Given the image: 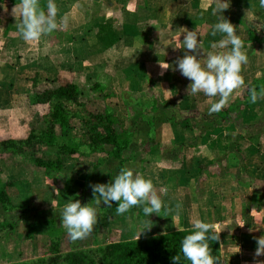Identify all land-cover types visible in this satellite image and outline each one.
<instances>
[{"label":"crops","instance_id":"obj_1","mask_svg":"<svg viewBox=\"0 0 264 264\" xmlns=\"http://www.w3.org/2000/svg\"><path fill=\"white\" fill-rule=\"evenodd\" d=\"M55 2L64 9V19L72 10L79 23L77 28L75 22L69 23L77 31L74 39L62 43L63 53H49L61 43L58 33L42 36V45L34 41L33 45L43 52L40 57L44 63L66 64L74 59L87 68L109 65L115 77L122 80L119 83L134 84V91L145 102L153 96L159 100L156 112L160 117L153 129L162 124L170 132L176 155L179 144H184L182 162L178 166L179 158L175 160V171L161 165L160 143L149 150L151 156H158L157 162L143 164L142 174L153 181L164 202L161 212L165 214L162 219L157 214L150 219L153 228L148 233L190 229L191 222L199 218L217 225L223 264H257L264 260V255L255 257L256 238L264 235V96L245 108L241 118L233 113L230 117L222 114L225 108L242 102L251 89L258 87L260 91L259 87L264 85V41L247 47L248 62L241 69L244 84L233 91L221 111L209 114L219 95L188 93L191 81L178 70L177 62L185 54L181 45L187 30L196 28L202 36L203 50L198 59L215 51L211 45L221 35H211L217 20L212 15L214 0ZM223 15L237 33L244 34L246 24L264 35V7L260 0H230ZM57 56L59 60L55 59ZM146 77H154L153 84L158 89L140 91L139 86L143 89L149 81ZM176 114L181 117L176 119ZM137 156L139 153L133 159ZM113 159H108V163L117 162ZM204 165L219 169L212 173ZM157 222L161 227L156 231ZM124 232L130 233L131 238L118 241L143 238L139 228H126Z\"/></svg>","mask_w":264,"mask_h":264},{"label":"rangeland","instance_id":"obj_2","mask_svg":"<svg viewBox=\"0 0 264 264\" xmlns=\"http://www.w3.org/2000/svg\"><path fill=\"white\" fill-rule=\"evenodd\" d=\"M18 3L0 2V141L7 138H26L31 128H45L46 121L49 119L50 103L39 101L38 103L36 94L61 83L74 82L82 88L83 94L76 102H65L68 109L88 112L104 111L112 107L117 112L125 114L128 124L135 131L130 152L131 159L125 162V167L143 173L144 163L157 162L155 159L158 156H151L149 150L156 148L158 143L161 145L158 147L161 165L165 168L172 167L174 170L177 167L175 160L179 158V166L182 162L180 154L185 151L184 144H179V154L176 155L172 136L160 124L161 122L159 121L161 127L153 131L154 129L141 118L140 108L143 105L138 103L143 104L145 98L140 96L138 91H134V84L132 85L131 82L120 84V77H115L114 69L109 65H95L87 68L74 59L66 64L65 62L57 63V65L44 63L40 57L42 50L37 49V46L33 45L34 42H25L18 31L19 14L14 11ZM63 11L64 9L58 8V27L53 31L54 33L52 32L53 35L59 34L61 43L49 53H63L60 50L62 43L70 42L77 31L79 22L78 18L74 17L75 13L72 10L67 12L65 15L67 18L64 19ZM71 22H75L76 28L69 26ZM41 40L37 42L42 45ZM55 59L59 60V57ZM146 78L149 81L143 85V89L142 85L139 86L140 91L158 89L153 84L154 77ZM96 84L104 85L105 90L97 89ZM131 95L135 96L138 107L134 109L132 104L131 113H129L125 111L126 103L124 102L125 99L129 100ZM175 116L176 119L181 117L179 114ZM159 117L160 115L157 116V121ZM81 122L79 117L72 120L76 128L71 130V134L77 138H81L84 131ZM154 135H157L156 139L160 141L154 140ZM62 143L63 140L60 139L57 146H44L39 151V155L44 154L45 157L63 160L62 169L58 173H49L43 168L35 167L32 162L34 157L29 153L23 157L1 153L0 149V184L6 188L10 199L8 205H0V215L13 223L12 227L0 229V264L31 262L47 253L50 247L49 242L53 239H60L62 251H67L89 248L101 242H110L119 238H131V234L125 233L124 229L131 231L139 228L141 230L144 222L153 228L152 220L140 218L134 207L121 215L116 210L114 214L111 213L103 203L95 204L89 183L94 179L104 183L105 180L118 174L120 170L118 159L117 162L110 164L108 159H114L103 158L104 156L101 155L91 156L80 153L71 156L59 151V145ZM137 153L139 156L133 159L132 157H136ZM204 167L211 169L212 173L219 169L208 165ZM77 199L82 204L90 203L96 207L97 221L99 216L105 215L107 228L102 227L97 234L90 233L82 239L72 240L61 225V210L68 200ZM159 216L162 219L165 214L161 212ZM157 225L156 231L161 227L158 222ZM149 231L146 229L141 236H149Z\"/></svg>","mask_w":264,"mask_h":264},{"label":"trees","instance_id":"obj_3","mask_svg":"<svg viewBox=\"0 0 264 264\" xmlns=\"http://www.w3.org/2000/svg\"><path fill=\"white\" fill-rule=\"evenodd\" d=\"M7 1L19 2V0H0L1 3ZM46 3L47 0H42V7L45 8V11ZM244 27V34L238 33V35L245 42L246 48L249 45L259 44L264 41V35L260 34L254 27L246 24H244ZM263 86L259 87L260 90ZM95 87L102 91L105 90V86L101 84H96ZM247 88H251V86ZM255 89L259 93L258 87ZM81 94H83L82 88L74 82L61 83L54 88H47L45 92L37 93V102L50 103V113L49 119L46 121V127L43 129H39V127L31 128L26 138H7L0 141L1 153L23 157H26L29 153L34 157L32 162L35 167L43 168L49 173H58L62 169L63 160L61 158L45 157L44 154L39 155V151L44 146H57L58 141L62 139L63 143L59 145V151L61 152L71 156L82 153L83 155H101L104 156L103 158H115L120 161L119 169L125 167V162L131 159L130 152L135 136V131L124 117L125 114L117 112L112 107L104 111L92 110L88 112L68 109L65 102H76ZM111 94L110 96H112ZM250 95V93H247L242 102L239 101V103L225 108V112L222 113L223 116L230 117L233 113L238 118H241L245 108L252 104ZM135 102H137L135 96L132 95L129 100L125 99V111L131 113L132 104H134V109L136 106L138 107ZM138 104L143 105L140 108L141 118L150 127L154 128L158 116L156 111L158 110L159 100L153 96L150 102ZM75 117H79L82 121V129L84 131L81 138L71 134V130L76 128V125L72 123ZM185 120L184 122L191 124L189 119ZM110 180H105L104 183L106 184ZM99 182L95 179L92 180L89 183L90 188L91 185ZM9 202L10 199L6 188L0 184V205L6 206ZM117 204L118 202H113L111 208H106L114 214ZM134 208L140 218H148L143 214L142 206H134ZM155 217L157 215L153 213L149 219ZM7 226L12 227L13 223L0 215V229ZM102 227H106L105 215L98 217V221L91 233H99ZM190 229L156 235L151 233L149 236L140 239L111 240L89 248L67 251H62L60 239H53L49 242L50 247L47 253L31 262H9L5 264H174L172 257L178 254L181 256L180 264H189L188 261L184 260L180 247L181 241L189 234ZM209 244L212 255L218 257L217 264H223L220 239L219 241H210Z\"/></svg>","mask_w":264,"mask_h":264},{"label":"clouds","instance_id":"obj_4","mask_svg":"<svg viewBox=\"0 0 264 264\" xmlns=\"http://www.w3.org/2000/svg\"><path fill=\"white\" fill-rule=\"evenodd\" d=\"M260 5L264 7V0H260ZM229 6L230 0H214L212 15L217 20L211 35H221L211 45L215 51L207 52L206 56L198 59L201 49L203 50L202 36L196 28L187 30L181 45L185 54L177 62L178 70L191 81L188 93L196 95L202 92L207 97L219 95L220 99L209 108V114L221 111L233 91L244 84L241 69L248 62L247 48L234 25L223 15ZM14 11L19 14L17 28L25 42L38 41L58 27V7L55 0H47L46 11L42 7V0H19ZM259 96H264V89L259 93L255 88L251 89L252 103ZM91 188L96 205L103 203L105 207L111 208L113 202H118L116 212L121 215L134 206H142L143 214L149 218L153 213L159 215L164 206L153 181L129 167H122L108 183L93 184ZM96 222L97 209L90 203L82 204L78 199L68 200L61 210V225L72 240L89 235ZM150 228L144 222L140 235ZM219 233L217 225L199 218L194 219L189 234L181 241L180 252L184 260L189 264H217L218 257L212 255L209 242L219 241ZM256 242L255 257H260L264 255V235L256 238ZM172 260L174 264H180L181 256L178 254ZM257 264H264V260H258Z\"/></svg>","mask_w":264,"mask_h":264}]
</instances>
